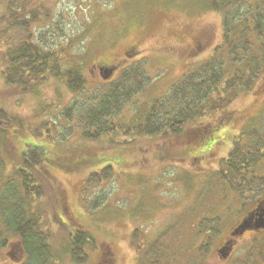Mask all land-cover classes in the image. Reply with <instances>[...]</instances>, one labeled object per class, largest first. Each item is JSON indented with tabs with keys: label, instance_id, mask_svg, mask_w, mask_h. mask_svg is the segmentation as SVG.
Returning <instances> with one entry per match:
<instances>
[{
	"label": "rangeland",
	"instance_id": "374dc122",
	"mask_svg": "<svg viewBox=\"0 0 264 264\" xmlns=\"http://www.w3.org/2000/svg\"><path fill=\"white\" fill-rule=\"evenodd\" d=\"M41 1L51 14L45 22L30 23L32 39L46 49L67 47L72 42L69 52L85 51L83 73L88 84L82 93H70L57 77L27 93L5 80L2 55L7 45H16L28 33L27 28L14 23V13ZM209 1L29 0L26 5L24 0H17L11 22L0 21V101L6 118L20 116L24 120L18 135L13 134L8 140L0 138V150L7 164L2 177L25 166L21 161L29 145L41 147L45 152L41 163L35 164L41 171L37 179L43 194L34 197L30 204L39 216L40 230L48 235L52 264H101L100 245L111 252L113 264H137L139 255L131 245L137 242L133 232L139 229L138 240L145 245L144 242L153 241L170 226L173 229L164 240L163 252L168 264H222L216 251L238 219L239 210L245 204L249 208L264 195L261 188L253 195L225 194L213 176L219 168H225L223 160L233 146L234 136L244 129L258 127L260 113L264 111V80L259 87L227 104L224 110L228 113L241 110L214 132L215 140L198 146L192 142L171 143L159 134L133 131L125 135L120 129L115 134L90 140L79 130L75 112L78 108L71 120L62 115L75 101L80 109L83 104L85 108L92 106L94 99H100L111 85L120 81L123 70L135 66L141 67L150 81L113 120L125 126L134 117L147 114L174 81L203 63L211 51L208 48L220 43L222 15L210 7ZM7 9V4L1 2L0 17ZM202 28L212 35L204 52L179 55L178 48H190V42L195 41ZM129 45L137 46V56H132L120 73H113L110 82L98 83L100 80L91 74L92 65L114 57L115 63L122 62ZM245 111L251 114L247 121H243ZM259 130L264 136V121ZM106 165L112 166L109 180L105 178L98 185L85 182L90 172L100 171ZM76 225L89 233L95 244H86L88 258L81 263L72 259L69 250L70 233ZM200 226L218 230V234L209 238V244L203 246L207 235L198 233ZM11 238L16 241L13 235ZM263 244V232L247 233L237 251L244 255L259 253L264 251Z\"/></svg>",
	"mask_w": 264,
	"mask_h": 264
},
{
	"label": "trees",
	"instance_id": "16d2710c",
	"mask_svg": "<svg viewBox=\"0 0 264 264\" xmlns=\"http://www.w3.org/2000/svg\"><path fill=\"white\" fill-rule=\"evenodd\" d=\"M27 1L29 0H24L26 5ZM258 1H209L210 7L222 15L220 43L212 48L207 47L211 51L205 61L174 81L168 92L153 103L147 114L134 117L125 126L113 120L150 81L147 73L141 67L135 66L123 70L120 81L111 85L100 99L92 101L95 105L93 103L85 108L83 104L80 109L76 107L75 101L62 111V115L71 120L73 111L78 108L75 112L79 130L83 137L90 140H98L105 134H115L120 129L125 135L133 131L138 134H159V137L176 144L187 145L192 142L198 146L206 143L213 138L225 117L229 116L228 111L224 110L226 105L264 80V0ZM1 2L6 3L8 9L0 17V21L11 22L17 0H0ZM50 12L41 1V4L38 2L14 13V23L28 29L30 23L48 20ZM32 38L33 32L28 29L25 38L20 39L16 45H7V50L2 55L6 82L16 84L19 91L27 93L32 92L38 84L48 82L51 77H57L70 93H82L88 84L83 73L85 51L76 54L69 52L72 42L67 47L60 45L59 48L46 49ZM195 39L199 42L207 41L209 45L211 31L202 28ZM129 46L137 48L136 45ZM180 50L178 48V54L182 55ZM187 52L197 55L201 51L195 47L185 51ZM115 62L114 57L102 59L98 63ZM4 114L5 110L0 101V138L8 140L11 135L20 133L24 120L20 116L6 118ZM260 119L258 127L244 129L238 136H234L233 146L223 160L225 168L218 171L217 175L264 174V136L259 130L263 126L264 111L260 113ZM204 131L207 132L206 135H202ZM14 150L12 149L13 153ZM44 156L45 152L41 147L29 145L21 161L25 166L15 168L10 176L2 177L7 164L0 150V264H52L53 255L48 235L40 230L39 216L32 211L30 204L34 197L43 194V188L37 179L41 171L37 170L35 164L41 163ZM33 168L37 170L36 173ZM111 172V165L103 166L100 171L90 172L85 182L98 185L105 178L109 180ZM62 203L65 204L64 194ZM73 223L75 225L76 222ZM172 229L173 226H170L153 241L144 242L145 245L138 240L139 229L135 230L132 236L137 242L131 245L139 255L137 264H168L163 258V252L166 251L164 240ZM197 231L207 235L201 246L209 244V238L218 234L217 229L209 226H200ZM11 235L16 239L15 242ZM86 244L95 245L89 233L81 226H74L70 233L69 248L74 261L81 263L87 260L88 254L84 250ZM261 248L264 250V244ZM16 249L22 251V259L19 254L15 255ZM100 249L101 264H113L111 252L103 248V245H100ZM258 254L264 260V251H259ZM248 255L252 257V252H248Z\"/></svg>",
	"mask_w": 264,
	"mask_h": 264
},
{
	"label": "flooded vegetation",
	"instance_id": "af4514ba",
	"mask_svg": "<svg viewBox=\"0 0 264 264\" xmlns=\"http://www.w3.org/2000/svg\"><path fill=\"white\" fill-rule=\"evenodd\" d=\"M206 45H207V41L199 42L198 39H195V41L190 45V48L182 47V49L181 50L179 49V50L181 51L180 53L184 54L185 51H187L189 49H193L195 47H198V51L204 52V50H205L204 48L206 47ZM136 49L137 48L135 46L133 48L131 46L126 47V49L123 52L124 59L122 62L120 61V62H117L116 64L115 63H111V64H109V63L108 64L96 63V64L92 65L91 74L93 75V77L95 79L100 80L98 82L100 84H103L105 82H110L112 80V78L114 77V75L116 74V72L119 71L118 73H120L122 69H124L125 67L128 66V63L132 61V56H134V55L137 56V54L139 52ZM99 65L114 67L116 69L114 72V75L111 78L105 80L100 73V66ZM261 84L262 83H260L257 87H259ZM239 110H241V109H238L237 111H231L229 113V116L225 117V121L222 123V125L227 124L230 120H232L235 116V113L237 114V112ZM250 115H251L250 111L249 112L245 111V113L243 112V121L249 120L251 118ZM239 117H240V114L237 116L236 119H238ZM206 133L207 132L204 131L202 133V135H206ZM213 139H214V137L210 140H213ZM216 143L218 144V143H220V141H217ZM221 170L222 169H220V168L218 169V171H221ZM213 176H214V179L217 181V184L218 183L220 184V186H218V187L225 194L245 196L246 194H252V195L255 194L257 192V190L260 188L263 189V191H264V175H213ZM262 196L260 198L256 199L249 208H245L247 206V204H245L246 206H243L239 210V211H241V213H240L238 219L232 225V229H231L229 235L226 238H224L223 243L218 247V249L216 251L217 257H218V259H220V262L222 264H225V263H227V264H256V263L257 264H264V260L261 259L260 255L258 253L257 254L252 253V257H251L248 254L244 255V252H239V250L237 251L238 244L241 242V239L247 233H254V234L261 233V232L264 233V230H260V231L248 230L243 235H238L235 237L231 236L232 230L238 224L241 223L243 218H245L250 212L255 211L257 209V207L264 201V195H262ZM227 241H231V245H230L231 246V252L227 257H223L221 254H219L218 250L220 248H222L226 244Z\"/></svg>",
	"mask_w": 264,
	"mask_h": 264
},
{
	"label": "water",
	"instance_id": "95a60500",
	"mask_svg": "<svg viewBox=\"0 0 264 264\" xmlns=\"http://www.w3.org/2000/svg\"><path fill=\"white\" fill-rule=\"evenodd\" d=\"M115 68L112 66H100L101 75L103 78L109 79L112 77ZM260 231L264 230V201L253 212H250L240 224H238L231 232V236L235 237L243 235L246 231ZM231 241H227L226 244L218 250L219 254L223 257H227L231 252ZM19 254V258H23V253L20 249H17L15 255Z\"/></svg>",
	"mask_w": 264,
	"mask_h": 264
}]
</instances>
